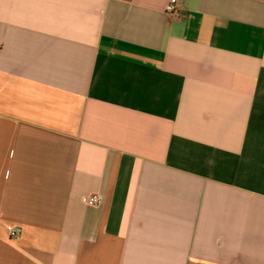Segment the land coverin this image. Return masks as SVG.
Instances as JSON below:
<instances>
[{"label":"crops","instance_id":"obj_1","mask_svg":"<svg viewBox=\"0 0 264 264\" xmlns=\"http://www.w3.org/2000/svg\"><path fill=\"white\" fill-rule=\"evenodd\" d=\"M169 1L0 0V264H264V0Z\"/></svg>","mask_w":264,"mask_h":264},{"label":"built area","instance_id":"obj_2","mask_svg":"<svg viewBox=\"0 0 264 264\" xmlns=\"http://www.w3.org/2000/svg\"><path fill=\"white\" fill-rule=\"evenodd\" d=\"M176 0H170L166 7H165V11L166 12H171L174 8V4H175ZM82 200L87 203V204H91V205H94V204H97L100 202V197L96 194H92V195H83L82 196ZM20 233V227L19 226H13L11 227L10 231H9V234L10 236L12 237H16L18 236Z\"/></svg>","mask_w":264,"mask_h":264}]
</instances>
